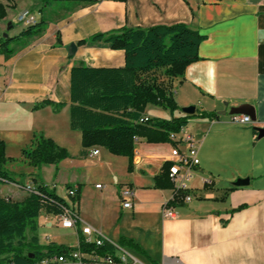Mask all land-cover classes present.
Here are the masks:
<instances>
[{
	"label": "crops",
	"instance_id": "obj_1",
	"mask_svg": "<svg viewBox=\"0 0 264 264\" xmlns=\"http://www.w3.org/2000/svg\"><path fill=\"white\" fill-rule=\"evenodd\" d=\"M4 2L8 6L0 20V37L7 33L15 38L11 42L14 52L0 54V138L7 148L12 145L22 151L31 146L34 134L41 132L66 148L70 157L58 165H29L31 171L37 174L39 168L49 165L58 179L60 166L85 165L91 157L89 181L96 179L95 186L102 185L96 186L97 201H90L82 215L85 184L77 177L65 180L66 186L79 189V199L63 197L81 218L74 232V247H79L81 236L84 240L81 226L88 224L121 247L116 254L126 253V263L135 258L138 264H264V135L259 136V129L264 128V0ZM23 10L36 15L35 21L21 24L17 16ZM42 20V31L21 35L26 26ZM177 22L206 36L199 45V59L186 66L183 76L168 77L163 68L141 74L142 79L166 86L180 107L172 113L149 103L144 115L170 119L187 115L183 107H196L184 126V132L199 142L200 165L187 181L192 199L177 205L175 218H164L162 206L172 198L173 189L156 186L157 177L168 164L175 143L138 137L131 170L127 156L102 146L89 147L81 156L82 131L70 125L71 69L79 63L125 65L122 49L78 44L95 33ZM158 73L163 76L157 78ZM43 100L62 106L58 111L50 104L34 109L35 103ZM244 105L253 107V114L242 112L252 117V123H233L232 111ZM202 111L216 115H199ZM93 149H98V154L90 155ZM115 163L123 165L126 180H115ZM18 170L26 175L31 172ZM27 178L25 183L23 178H15L20 186L13 185L17 188L11 190L24 192L22 185L44 183L34 176ZM238 179H248V183L236 185ZM126 185L134 191L132 207L122 204L121 189ZM53 187L56 191L55 184ZM109 219L112 225H108ZM51 221L42 211L39 229L54 226ZM39 237L40 242L41 238H53L47 231ZM122 237L132 238L140 249L120 245Z\"/></svg>",
	"mask_w": 264,
	"mask_h": 264
},
{
	"label": "trees",
	"instance_id": "obj_2",
	"mask_svg": "<svg viewBox=\"0 0 264 264\" xmlns=\"http://www.w3.org/2000/svg\"><path fill=\"white\" fill-rule=\"evenodd\" d=\"M13 0H0V20L7 14V4ZM43 5L54 1L92 2L94 0H39ZM44 21L28 25L21 35L30 36L42 31ZM198 29L184 22L157 24L149 27L123 26L107 32H98L83 39L78 44L96 45L125 52L122 67H91L79 63L71 69V114L70 125L82 131L81 156L92 146H102L111 153L127 156L129 170L133 166L135 140L145 138L148 142L172 141L170 133L179 132L187 125L190 114L170 119L149 117L141 121L147 104H157L172 113L179 109L173 93L157 81L141 78L142 73L163 68L168 77L183 76L186 66L199 59V45L205 39ZM15 37H0V54L6 56L14 52L9 44ZM52 105L58 111L62 104L50 100L35 103L34 109ZM199 115L212 117L213 112ZM23 156L29 165L41 167L58 164L70 157L68 150L58 145L43 133H35L31 146L23 149ZM6 143L0 138V264H34L42 257L54 253H69L74 246L49 242L42 244L38 234L40 213H60L66 200L54 188L44 183L36 184L39 192L23 187L26 194L18 200L1 195V186L11 183L20 186L7 170ZM157 177V185L173 188L168 170ZM20 175H23L21 173ZM72 187L68 185L67 188ZM182 192H180L181 194ZM79 199V189L77 198ZM120 245L140 249L132 238L122 237ZM79 249L99 255L116 256V247L106 240L102 245L86 243L81 236ZM40 264V263H39ZM154 264V263H153Z\"/></svg>",
	"mask_w": 264,
	"mask_h": 264
},
{
	"label": "built area",
	"instance_id": "obj_3",
	"mask_svg": "<svg viewBox=\"0 0 264 264\" xmlns=\"http://www.w3.org/2000/svg\"><path fill=\"white\" fill-rule=\"evenodd\" d=\"M37 18L30 10L21 11L17 20L21 24H27L28 20ZM149 116L143 115L141 121H145ZM231 121L239 125H249L252 123V117L243 113L231 114ZM171 140L175 143L170 152L169 170L168 174L174 184L173 196L170 200L165 202L162 206V215L164 218H175L177 216L176 207L179 204H184L192 199L191 189L188 185V179L193 173L194 169L200 165L199 157V142L195 139L194 135L189 132H184V127L179 132L170 133ZM185 146V150L182 149ZM98 149H93L90 155L98 154ZM209 182V179H206ZM101 187V184H97ZM23 187L30 188V191L39 192L36 185L31 182ZM180 192H182L180 194ZM78 188L72 186L67 188V195L69 198L74 199L77 197ZM134 191L126 185L121 189V199L124 207H132ZM52 218L51 224H55L62 228H76L78 223H81V218L77 210L72 205L63 206V211L60 213L49 214ZM81 232L84 236L86 243H95L97 246L102 245L106 240L113 243L116 249H121L119 245L114 243L110 238L106 237L100 230L85 224L81 226ZM116 256L120 259L118 262L112 255H99L92 252H83L77 248H73L69 253H54L42 257L35 263H51V264H138L137 259L131 260V263H126L128 257L126 253L121 256ZM184 264V263H180Z\"/></svg>",
	"mask_w": 264,
	"mask_h": 264
},
{
	"label": "rangeland",
	"instance_id": "obj_4",
	"mask_svg": "<svg viewBox=\"0 0 264 264\" xmlns=\"http://www.w3.org/2000/svg\"><path fill=\"white\" fill-rule=\"evenodd\" d=\"M21 7V5L19 4V7H17L16 10H13L14 12H17V10H19V8ZM31 22H34V19L30 20ZM29 23V22H28ZM10 47H13V44L10 43L9 44ZM163 76L162 74L157 75V78ZM4 140V139H3ZM5 141V140H4ZM6 143V141H5ZM24 149V148H23ZM23 149L22 151L20 149H18L15 146L10 145L7 148L6 145V156H7V163H6V168L7 170L10 171V173L12 174L13 177L15 178H23L22 182L25 183L27 181V177L28 176H34L35 178H37L38 180H40L41 182H44V184L46 185H50L52 186V188H54V184L56 186V193L59 194V196L67 197V186L65 184V180H71L73 179V177H77L79 178V180H81L82 182H84L85 184V193L83 195V199L80 205V212L83 215V213L85 214L86 211L88 210L89 206H90V201L96 202L97 201V197H96V179H93L92 182L89 181V178L91 179V173L88 170V164L92 163V161L94 160L93 158H88V162L85 165H80L77 166L76 164H71V163H66L62 166H60L61 170L58 174H60V177L57 179L56 178V172H55V168H51L52 166L46 165V168H39L38 169V173L35 174L34 171H31L32 168L34 167H30L28 162L25 160L24 156H23ZM25 162L27 164H25ZM58 165V164H56ZM115 169V180L116 181H120V180H126V176L124 175V167L123 165H121L120 163H115L114 164ZM18 169H27L30 172L29 175H26L25 173H23V175H20V172ZM98 177V176H97ZM101 180V179H99ZM11 185V186H10ZM18 187V186H17ZM17 187L13 186V184L8 183V184H4L3 186V191L1 192V195L3 196H7L10 199L13 200H18L21 199L25 194V190L24 192H13L11 189L15 190ZM8 188L10 190H8ZM15 188V189H14ZM112 221L111 219H109L108 221V225H112L111 224ZM47 231L48 233H50L51 237L53 238H48L45 240L43 238H41V242L42 243H48L51 242V240H55L57 242H63L64 244L68 245V246H74L76 244V235L74 234L75 229L74 228H62V227H58L56 225L47 228L42 226L41 229L38 230V234L40 236L41 233ZM132 251V249H131Z\"/></svg>",
	"mask_w": 264,
	"mask_h": 264
},
{
	"label": "water",
	"instance_id": "obj_5",
	"mask_svg": "<svg viewBox=\"0 0 264 264\" xmlns=\"http://www.w3.org/2000/svg\"><path fill=\"white\" fill-rule=\"evenodd\" d=\"M7 36V33H4V37ZM72 49L73 51H75L76 49V44L75 43H72ZM182 111L185 112L186 114H193L195 113L196 111V107L194 105H189V106H186V107H183L182 108ZM245 111H250L252 112L253 114V107L251 105H244L242 107H239L235 110L232 111V113H242V112H245ZM221 113H225V111H221ZM264 135V128H260L259 129V136H263ZM248 183V179H238L235 184L236 185H244V184H247Z\"/></svg>",
	"mask_w": 264,
	"mask_h": 264
},
{
	"label": "bare ground",
	"instance_id": "obj_6",
	"mask_svg": "<svg viewBox=\"0 0 264 264\" xmlns=\"http://www.w3.org/2000/svg\"><path fill=\"white\" fill-rule=\"evenodd\" d=\"M34 264H39V263H34ZM40 264H51V263H40Z\"/></svg>",
	"mask_w": 264,
	"mask_h": 264
}]
</instances>
